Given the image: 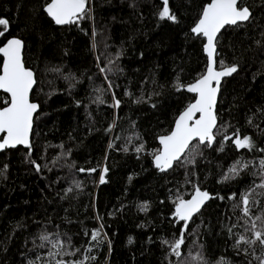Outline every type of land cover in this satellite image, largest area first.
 Segmentation results:
<instances>
[{
  "label": "trees",
  "instance_id": "16d2710c",
  "mask_svg": "<svg viewBox=\"0 0 264 264\" xmlns=\"http://www.w3.org/2000/svg\"><path fill=\"white\" fill-rule=\"evenodd\" d=\"M48 2L0 0V18L9 22L0 46L10 37L24 41L23 61L35 74L30 99L39 105L31 147L0 151V264L50 259L51 246H39L42 233L70 238L68 251H80L63 259H81L91 231L101 224L107 238L92 249L91 264H192L190 253L198 252L207 264L222 258L227 264H259L258 243L254 254L252 248L245 254L234 247L245 225L241 208L233 205L260 183L253 173L264 158V0H242L250 19L218 34L215 67L223 59L238 71L220 85L216 112L224 128L217 142L201 145L194 165L179 163L166 171L155 166L153 153L160 148L158 136L172 129L195 97L185 85L206 69L205 39L191 29L210 0H169L176 21L159 17L163 0H89L88 15L64 25L46 13ZM2 59L0 54V68ZM109 67L113 70L100 71ZM6 100L2 93L1 105ZM237 130L255 148L238 150L227 141L220 151L224 132L232 136ZM241 158L254 164L221 182ZM196 184L212 198L189 221L177 257L164 241L179 238L184 224L173 215L175 199L192 197ZM232 193L236 197L229 199ZM257 199L261 205L254 215L264 206V196Z\"/></svg>",
  "mask_w": 264,
  "mask_h": 264
},
{
  "label": "snow or ice",
  "instance_id": "6c2138e0",
  "mask_svg": "<svg viewBox=\"0 0 264 264\" xmlns=\"http://www.w3.org/2000/svg\"><path fill=\"white\" fill-rule=\"evenodd\" d=\"M89 0H51L45 7L46 12L51 16L57 25L77 23L84 19L90 9L88 8ZM163 10L159 12L161 19L167 18L171 21H176L175 14H170L169 0H163ZM251 16L249 7L242 5V0H211L206 4L202 10L199 21L191 29L192 33L197 36L206 38L203 48L208 57L206 72L195 80L194 83L187 86L191 92L197 93L198 96L194 103H191L176 119L174 129L167 135L159 137L162 148L153 153L155 166L161 171H166L174 167L175 164L196 163V157L202 155L200 146L204 145L211 148L217 142V136L223 130V125H218L219 117L216 112L217 93L220 89L221 78L228 77L238 71V65H227L223 59L218 61L219 70L216 69L217 57L220 53L217 46L220 44L221 30L226 25H238L239 23L248 21ZM9 22L6 19L0 18V26H4V30L0 31V36H4L8 30ZM24 41L20 38L12 37L7 40L3 46H0V54L3 55L2 72H0V89L5 93L10 94V100L3 103L4 107H0V133L6 135L0 138V150L6 148H13L17 145H26L31 147L29 134L33 124V114L37 111L39 105L30 101V92L35 83L34 72L32 69L25 66L22 59V49ZM113 61H109V65H113ZM113 68H100L103 73L105 71H112ZM215 83V86H214ZM112 84L109 82V89ZM179 90L183 85L177 82L176 85ZM114 105L119 106L120 101L115 99L113 94ZM97 101L103 103L104 101L98 96ZM197 113L199 116L197 117ZM251 122V121H249ZM232 141V143L239 149H248L249 151L255 148V143L248 135L241 134L239 130L229 136L225 131L222 140L220 141V151L224 150V142ZM143 145L136 148L137 152L142 151ZM264 152V149H260ZM254 161L243 158L236 160L229 166L227 172L223 175L222 181L234 180L241 175ZM7 169V165L4 166ZM37 171L40 170V165L36 164ZM258 172L253 175L260 177V183L246 192L240 194L239 204L233 207H240L243 215L240 217L244 222V233L239 234L235 241L234 247L245 254H248L249 249H253L258 243L262 252L256 257L259 264H264V206L260 207L258 215H254L253 208L261 205V201L257 199L258 196H264V158L259 160ZM79 171L83 172L85 169L81 168ZM89 171H95L91 169ZM105 173L108 169L105 167ZM101 182H104V176L100 177ZM76 187H80L77 183ZM261 189L262 191H257ZM67 191H72L69 188ZM236 193H232L229 199H234ZM212 197L207 190H201L198 184L194 185V194L191 199H185L181 195H177L175 199V211L173 215L183 222L184 228L181 230L179 238L172 242L167 240L165 244L171 246L172 254L177 257L181 256V246L185 243V235L189 226V221L193 219L194 214H198L205 202ZM224 199V197H220ZM147 205L144 206V210ZM98 219H100L98 217ZM233 225L232 227H235ZM104 225L101 224L98 228L93 229L90 234V246L85 250L81 259L65 260L64 256H74L80 249L75 251H68L71 245L70 238L63 240L60 234L42 233L39 235L41 241L40 247L45 246L47 242L51 249L48 252L50 259L44 260L43 264H91V261L96 259L95 256L90 255L94 247H98L104 243L107 238L106 233L103 232ZM228 231L231 233L232 228ZM85 230V235H88ZM250 234V235H249ZM94 242V243H91ZM131 242V240H130ZM110 243V241H109ZM246 245L247 247H242ZM57 257H60L57 259ZM192 264H207L201 253L191 255ZM41 257H37V261H29V264H37L41 261ZM181 264H184L182 261ZM218 264H227L221 259Z\"/></svg>",
  "mask_w": 264,
  "mask_h": 264
},
{
  "label": "water",
  "instance_id": "95a60500",
  "mask_svg": "<svg viewBox=\"0 0 264 264\" xmlns=\"http://www.w3.org/2000/svg\"><path fill=\"white\" fill-rule=\"evenodd\" d=\"M51 2V0H49V2L48 3H50ZM210 2H211V0H210ZM209 2V3H210ZM47 3V4H48ZM46 4V5H47ZM208 4V3H207ZM46 5L44 6V9H45V7H46ZM205 7V6H204ZM203 10V9H202ZM46 11V10H45ZM47 13V12H46ZM48 14V13H47ZM201 14H202V12H201ZM201 16V15H200ZM51 17V16H50ZM52 18V17H51ZM199 19H200V17L198 18V20L195 22V24L192 26V28L196 25V23L199 21ZM52 20L54 21V19L52 18ZM55 22V21H54ZM10 38H12V37H10ZM10 38H8V39H10ZM16 38H18V37H16ZM7 39V40H8ZM205 39V41H204V43H206V38H204ZM7 40L4 42V43H6L7 42ZM3 43V44H4ZM3 44L1 45V46H3ZM24 48V47H23ZM203 50H204V48H203ZM204 53H205V51H204ZM22 59H23V49H22ZM206 54V53H205ZM206 56H207V54H206ZM2 57H3V55H2ZM4 59V58H3ZM3 59H2V63H1V68H0V72H2V65H3ZM24 62V61H23ZM207 63H208V57H207ZM27 67V66H26ZM29 68V67H28ZM206 68H207V65H206ZM217 69V68H216ZM217 70H219V69H217ZM33 71V70H32ZM206 72V69H205V71H204V73ZM203 73V74H204ZM224 78V77H223ZM223 78H221V82H222V79ZM34 79H35V74H34ZM195 82V80L194 81H192V82H190V83H188V84H186L185 85V89L187 90V91H189L188 89H187V86L188 85H190V84H192V83H194ZM35 84V83H34ZM34 86V85H33ZM214 86H215V83H214ZM220 90V89H219ZM189 92H191V91H189ZM2 93H5L2 89H0V107H4V106H6V104H4V105H1V94ZM31 93V92H30ZM191 93H193L194 95H195V97H194V99L189 103V104H191V103H194L195 102V100H196V98H197V96H198V94L197 93H194V92H191ZM218 93H219V91H218ZM218 93H217V100H218ZM5 94H7L8 95V100H10V94H8V93H5ZM30 98V97H29ZM30 101L31 102H33V103H36V104H38L37 102H35V101H32L31 99H30ZM188 104V105H189ZM187 105V106H188ZM187 106H185L179 113H178V115L176 116V118H175V121H174V123H173V126H172V129L168 132V133H166V134H163V135H167V134H169L173 129H174V127H175V122H176V119L179 117V115L187 108ZM39 108V107H38ZM38 110V109H37ZM35 114V113H34ZM34 114H33V117H34ZM199 116V114L197 113V117ZM32 127H33V124H32ZM31 131H32V129H31ZM6 135V133H0V138H2V137H4ZM163 135H159L158 136V143H159V149H161L162 148V145L160 144V140H159V137L160 136H163ZM30 136H31V132H30V134H29V140H30ZM24 146H26V145H24ZM1 151V150H0ZM189 199H191V197L189 198Z\"/></svg>",
  "mask_w": 264,
  "mask_h": 264
}]
</instances>
